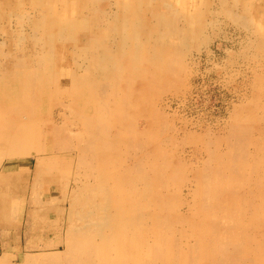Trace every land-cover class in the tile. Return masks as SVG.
<instances>
[{
    "label": "rangeland",
    "instance_id": "1",
    "mask_svg": "<svg viewBox=\"0 0 264 264\" xmlns=\"http://www.w3.org/2000/svg\"><path fill=\"white\" fill-rule=\"evenodd\" d=\"M81 91L101 110L102 116L90 122L98 125L97 136L82 132L88 117H75L74 108L82 109L77 108ZM112 107L116 111L109 112ZM1 134L8 142L0 143V259L9 261L0 264H72L69 240L81 232L74 228L94 227L88 216L101 214L88 208L92 200L86 197L90 142L102 153V161L93 163L95 175L107 181L110 205L125 203L129 176L136 183L131 192L151 205L141 213V227L154 239L152 251L179 240L190 249L198 234L203 247L210 245L213 228L220 231L218 201L224 196L223 209L232 212L233 223L230 230L225 227L229 235L223 247L214 243L217 250L209 255H215L212 264H237L243 245L264 232V0H0ZM15 137L19 140L9 144ZM9 148L24 156L6 157ZM108 158L110 168L100 170ZM146 180H151L149 195ZM25 209L34 211L29 220ZM212 212L219 215L213 218ZM180 217L211 231L182 227ZM181 231L188 236L180 238ZM81 237L84 246L75 249L80 255L73 259L91 251V236ZM64 254L62 262L42 261Z\"/></svg>",
    "mask_w": 264,
    "mask_h": 264
},
{
    "label": "bare ground",
    "instance_id": "2",
    "mask_svg": "<svg viewBox=\"0 0 264 264\" xmlns=\"http://www.w3.org/2000/svg\"><path fill=\"white\" fill-rule=\"evenodd\" d=\"M133 12V11H132ZM136 15V14H135ZM57 18V17H56ZM59 19V18H58ZM161 20L163 21V19L161 18ZM59 21V20H58ZM126 21V20H125ZM165 21V20H164ZM61 22V21H60ZM121 22V21H120ZM167 22V21H166ZM86 23V22H85ZM84 22H82V24H84V25H86ZM170 23V22H169ZM81 24V25H82ZM121 24V23H120ZM157 24V23H156ZM165 24V23H164ZM167 24V23H166ZM81 25H79V26H81ZM139 25V24H138ZM147 25V24H146ZM79 26H78V28L77 29H79ZM116 26H119V25H116ZM121 26H122V24H121ZM164 26V28H166V26L165 25H163ZM86 27V26H85ZM150 27V26H149ZM152 27V26H151ZM82 28V27H81ZM84 28V27H83ZM140 28V27H139ZM139 28L137 27V30H139ZM147 28V27H146ZM155 28V27H154ZM134 29H135V27H134ZM141 29V28H140ZM151 29V28H150ZM83 30V29H82ZM142 30V29H141ZM144 30V29H143ZM146 30V29H145ZM121 31H123V30H121ZM128 31V30H127ZM140 31V30H139ZM62 32V31H61ZM116 32H117V30H116ZM129 32V31H128ZM135 32V31H134ZM137 32V31H136ZM149 32V31H148ZM85 33V32H84ZM143 33V32H142ZM77 34V33H76ZM80 34H82V32L80 33ZM120 34V33H119ZM128 34H130V33H128ZM127 34V35H128ZM135 33H133V35H134ZM137 34V33H136ZM85 35V34H84ZM122 35V34H121ZM126 35V36H127ZM138 35V34H137ZM164 35H166V33L164 34ZM81 36V35H80ZM80 36H79V38H80ZM88 36V35H87ZM82 37V36H81ZM84 37V36H83ZM91 37V36H90ZM90 37H89V39H90ZM144 37V36H143ZM172 37V36H171ZM78 38V42H76V44L77 43H79V41H80V39ZM88 38V37H87ZM137 38H138V36H137ZM166 37H164L163 39H165ZM88 39V40H89ZM171 39V38H170ZM53 40V39H52ZM132 40V39H131ZM82 41V40H81ZM94 41V40H93ZM120 41V40H119ZM128 41V40H127ZM166 43H167V41H166ZM74 44V43H73ZM135 44V43H134ZM168 44H170V43H168ZM79 45V44H78ZM77 45V46H78ZM80 45H81V42H80ZM120 45V44H119ZM121 46V45H120ZM131 46V45H130ZM133 46V45H132ZM53 47V46H52ZM79 47V46H78ZM77 47V48H78ZM125 47H126V45H125ZM137 47H138V45H137ZM80 48V47H79ZM82 48V47H81ZM62 49V48H61ZM122 49V52H123V48H121ZM120 49V50H121ZM119 50V51H120ZM47 51V50H46ZM65 51V50H64ZM77 51V50H76ZM135 51V50H134ZM154 51H156V49L154 50ZM138 52V51H137ZM51 53V52H50ZM49 53V54H50ZM63 53V52H62ZM85 53V52H84ZM89 53V52H88ZM120 53V52H119ZM126 53V52H125ZM157 53V52H156ZM57 54V53H56ZM83 54V53H82ZM134 54V53H133ZM132 54V55H133ZM158 55H160V53H157ZM168 54V53H167ZM55 55V54H54ZM119 55V54H118ZM140 55V54H139ZM138 55V56H139ZM143 55V54H142ZM151 55H152V53H151ZM157 55V56H158ZM146 55H144V57H145ZM148 56V55H147ZM168 56V55H167ZM171 56V55H170ZM51 57H53L52 56V53H51ZM98 57V56H97ZM119 57V59H120V57L121 56H118ZM117 57V58H118ZM164 57H166V55L164 56ZM172 57V56H171ZM55 58V57H54ZM133 58V57H132ZM140 59V58H139ZM144 59V58H143ZM146 59V58H145ZM155 59V58H154ZM160 59V58H159ZM171 59V58H170ZM79 60V59H78ZM161 60V59H160ZM175 60H177V59H175ZM69 61V60H68ZM108 60H106V62H107ZM134 61V60H133ZM154 61V60H153ZM156 61V60H155ZM158 61V60H157ZM181 61V60H180ZM179 61V62H180ZM98 62H99V60L96 62L97 64H98ZM105 62V61H104ZM104 62H102L101 64H103ZM148 62V61H147ZM150 62V61H149ZM148 62V63H149ZM161 62H163V60L161 61ZM58 63H59V61H58ZM58 63H57V66H58ZM66 63V62H65ZM71 63V62H70ZM174 63V62H173ZM177 63V62H176ZM56 64V63H55ZM62 64L63 65H65L64 64V61L62 62ZM72 64V63H71ZM96 64V65H97ZM142 64V63H141ZM164 64H166V63H164ZM169 64H171V63H169ZM110 65V64H109ZM138 65H140V63L138 64ZM148 65H150L151 67H152V65L151 64H148ZM163 65V64H162ZM173 64H171V66H172ZM175 65V64H174ZM180 65V64H179ZM183 65V64H182ZM71 66H73V65H71ZM129 66V65H128ZM133 66V65H132ZM143 67H144V64L142 65ZM168 67L170 66V65H167ZM88 68V67H87ZM133 68V67H132ZM131 68V69H132ZM140 68H142V67H140ZM174 68V67H173ZM91 69V68H90ZM135 69V68H134ZM133 69V70H134ZM137 69V68H136ZM144 69V68H143ZM177 69V68H176ZM72 70V69H71ZM102 70H103V68H102ZM117 70V69H116ZM138 70V69H137ZM152 70V69H151ZM150 70V71H151ZM42 71V70H41ZM127 71V70H126ZM136 71V70H135ZM169 71H171L170 70V68H169ZM62 72V71H61ZM66 72V71H65ZM87 72V71H86ZM137 72V71H136ZM139 72H140V70H139ZM138 72V73H139ZM165 72H167V70L165 71ZM94 73V72H93ZM100 73H102V72H100ZM126 73H128V72H126ZM135 73V72H134ZM133 73V71H132V74H134ZM140 74V73H139ZM145 74H146V71H145ZM83 75V74H82ZM147 75V74H146ZM151 74H148L147 76H150ZM41 76V75H40ZM62 76V75H61ZM101 76V75H100ZM109 76H110V74H109ZM142 76V75H141ZM140 76V77H141ZM153 76V75H152ZM151 76V77H152ZM55 77V76H54ZM108 77V76H107ZM176 77V76H175ZM2 78V77H1ZM73 78V77H72ZM80 78V77H79ZM110 78V77H109ZM142 78V77H141ZM145 78V77H144ZM169 78V77H168ZM168 78H166V79H168ZM112 79V78H111ZM161 79V78H160ZM171 79V78H170ZM92 80V79H91ZM146 80V79H145ZM155 80V79H154ZM169 80V79H168ZM145 82H147V81H145ZM15 83V82H14ZM13 83V84H14ZM50 83V82H49ZM133 83V82H132ZM141 83H144V82H141ZM161 83V82H160ZM74 84V83H73ZM147 84H148V82H147ZM11 85V84H10ZM29 85V84H28ZM81 85V83L78 85V89H79V87H81L80 86ZM146 85V84H145ZM149 85H151V84H149ZM148 85V86H149ZM12 86V85H11ZM84 86L86 87V85L84 84ZM83 86V87H84ZM157 86V85H156ZM169 86V85H168ZM16 88H17V86H15ZM82 87V88H83ZM165 87V86H164ZM27 88H29V87H27ZM147 88V87H146ZM153 88H154V85H153ZM149 89H150V87H149ZM160 89V88H159ZM154 90V89H153ZM86 91H87V89H86ZM91 91V90H90ZM158 91V90H157ZM93 91H91L90 93H92ZM99 92H100V90H99ZM98 92V93H99ZM78 93H79V91H78ZM77 93V94H78ZM89 93V94H90ZM74 94V93H73ZM23 95V93H21L20 95H18L17 97H19V96H22ZM86 95V94H85ZM96 95V94H95ZM130 95V94H129ZM132 95H135L134 93L132 94ZM158 95V94H157ZM157 95H155V96H157ZM145 96V95H144ZM154 96V97H155ZM78 97H80V95H77V98ZM84 96V94L82 93V91H81V98H80V101H79V106L77 107V108H79V107H81L82 109H76V108H74V110L77 112V113H79V115L78 116H75V117H77L79 120H83V121H85L86 119H87V117H88V119H87V121L90 123V122H92V120H93V118L94 119H99L100 118V116L99 115H101L102 116V114L100 113L101 112V110L98 108L99 106L97 105V104H93V103H95V101H94V99L92 100L91 98H89L88 96L87 97H85ZM136 97H138V96H136ZM135 97V98H136ZM139 97H140V95H139ZM147 97H148V95H147ZM76 98V99H77ZM130 98V97H129ZM75 99V100H76ZM145 99V98H144ZM11 100H13V99H11ZM135 100V99H134ZM10 101V100H9ZM45 101V100H44ZM155 101V100H154ZM153 101V102H154ZM13 102V101H12ZM50 103H52V102H50ZM44 104V103H43ZM77 104V103H76ZM156 104V103H155ZM114 105V104H113ZM118 106V105H117ZM143 106V105H142ZM152 106V105H151ZM70 107H71V105H70ZM141 107V106H140ZM114 107H112L110 110H109V112L110 111H112V110H114V111H116L115 110V108L113 109ZM142 108V107H141ZM102 109H103V107H102ZM146 109V108H145ZM46 110V109H45ZM52 110V109H51ZM62 110V109H61ZM67 110V109H66ZM100 110V112L98 113L97 111H99ZM104 110V109H103ZM42 111V110H41ZM41 111H40V113H41ZM55 111V110H54ZM107 111H108V109H107ZM131 111V110H130ZM143 111H145L144 110V108H143ZM134 112V111H133ZM148 112V111H147ZM65 113V112H64ZM43 114V113H42ZM45 114V113H44ZM99 114V115H98ZM127 114H128V110H127ZM145 114H147V113H145ZM41 115V114H40ZM46 115V114H45ZM44 115V116H45ZM151 115V114H150ZM149 115V116H150ZM24 116V115H23ZM43 116V115H42ZM54 116V115H53ZM133 116V115H132ZM56 117V116H55ZM113 117V116H112ZM112 117L110 118V120L112 119ZM148 117V116H147ZM128 118V117H127ZM131 118H133V117H131ZM23 119H24V117H23ZM115 119V118H114ZM58 121H59V118H58ZM103 121V120H102ZM104 121H106V120H104ZM115 121V120H114ZM149 122V121H148ZM85 123V122H84ZM109 124H111V123H109ZM75 125V124H74ZM112 125V124H111ZM87 126L88 127H90V128H92L91 130L88 128L87 129ZM106 126V125H105ZM151 126V125H150ZM152 126H153V124H152ZM151 126V127H152ZM73 127V126H72ZM83 128H82V132H84V133H86V131L87 130H89L88 131V134H92V131H93V136H97V129H98V125H94V124H85V125H83L82 126ZM74 129V128H73ZM111 129V128H110ZM115 129V128H114ZM130 129V128H129ZM112 131H113V129H112ZM239 131V130H238ZM124 131L122 130V131H120L119 133H123ZM118 133V132H117ZM150 133V132H149ZM129 135V134H128ZM111 136H112V134H111ZM120 136V135H119ZM130 136V135H129ZM152 136V135H151ZM8 136H2V134L0 135V143L1 142H8V138H7ZM47 137H49V136H47ZM46 137H44V139H45ZM249 138V137H248ZM264 138V137H263ZM116 139V137H113V140H115ZM125 139V138H124ZM150 139V138H149ZM260 139H261V137H260ZM19 140V138H17V137H15V138H13L11 141H10V143L9 144H13L15 141H18ZM117 140H119V139H117ZM50 141V140H49ZM48 142V141H47ZM125 142V141H124ZM145 142H147V141H145ZM148 143H150L149 141H148ZM247 143V142H246ZM254 143V142H253ZM264 144V143H263ZM45 146V145H44ZM97 146H98V144L95 142V143H89L88 144V149H87V151H89L90 153H91V155L90 156H92V158H90V160L92 161V162H90L89 163V166H88V170L90 171L89 172V174H88V176L90 177V182H89V184H90V189H88V193H87V198L88 199H91L92 200V202H90L89 203V206H88V208L90 209L92 206L93 207H96V208H98L99 209V212H98V214H100L99 215V217H94V214H90L89 216H88V221H89V224L91 225V226H94V227H87V228H83V227H78V228H74V230L76 231V232H78V230L79 231H81V232H78L79 234L77 235V238L78 239H74V240H69L70 241V243H69V245L68 246H70V247H72V251H70V254L72 255V264H203L204 262H206V264H207V262H209L208 264H210L211 263V261H214L213 260V258H214V256L215 255H213V256H210L209 254L212 252V253H214L213 251H216L217 250V248H216V245H214V243H216V242H218V246L221 244V246H222V244L225 242L224 240L226 239L225 238V234H226V228L225 227H228V230H230V227H231V225H232V223H233V217H234V215L232 214V212L231 211H228V210H225V209H223L224 208V206H226V200H225V198H224V196H222L221 197V199H219L220 201H218L219 202V206L221 207V208H219V212H220V215H219V219H220V227H219V233H217L216 232V229L217 228H213V233H211V235H210V240H209V243H210V245H208V246H205V247H203V241H204V238H202L201 239V235L200 234H198L197 236H195V239H196V243L195 244H193V245H191V247L192 248H190L189 249V245H187V243H185V241L186 240H179V241H177L176 243H172L171 241H170V243L169 244H157V245H155L154 247H155V249L152 251V249H150V241H151V235H150V233H149V229L148 228H144V227H141V225H142V221H141V219H142V212L145 210V208L146 207H151V205L146 201V200H144V199H142V196L140 197V195H138V194H133L131 191L132 190H134V188H135V186H136V183H135V179H134V177L132 176H129V178L127 179L128 180V184L126 185V186H128V190H127V195L124 197L123 196V198L122 199H125V203H118V202H112L111 203V205H110V202H111V200H109V196L106 194V192H107V181H105L106 179H104V178H100V177H97V175H95V165H94V161H99V160H101L102 161V159L100 158L101 157V154L102 153H100V154H98V152L97 151H100V150H98L97 149ZM264 146V145H263ZM48 147V146H47ZM119 147V146H118ZM246 147V146H245ZM256 148V147H255ZM10 149V148H9ZM105 149V148H104ZM119 149V148H118ZM244 149V148H243ZM257 149V148H256ZM0 150H3V148H0ZM49 150V149H48ZM47 150V151H48ZM245 150H246V148H245ZM253 150V149H252ZM14 151V149H10L9 150V153H7L6 154V157H9V158H15V157H19V156H24V153H22V152H18V151H16V152H13ZM76 151V150H75ZM249 151V150H248ZM255 152V151H254ZM257 152V151H256ZM69 153V152H68ZM104 153H106V152H104ZM115 153V152H114ZM238 153V152H237ZM252 153V152H251ZM45 154V153H44ZM108 154V153H107ZM111 154V153H110ZM112 154H113V152H112ZM152 154V153H151ZM227 154V153H226ZM244 154V153H243ZM254 154V153H253ZM256 154V153H255ZM33 155H35V154H33ZM71 155V154H70ZM106 155V154H105ZM114 155V154H113ZM246 155V154H245ZM153 156H154V154H153ZM107 157H108V155H107ZM223 157V156H222ZM221 157V158H222ZM245 157V156H244ZM114 158V157H113ZM112 158V159H113ZM120 158V157H119ZM124 158V157H123ZM156 158V157H155ZM135 159V158H134ZM223 159V158H222ZM6 161L8 160V159H5ZM117 160V159H116ZM224 160V159H223ZM236 160V159H235ZM249 160V159H248ZM247 160V161H248ZM256 160V159H255ZM15 161V160H14ZM101 161H99V162H101ZM111 162V158H108V159H106L105 160V162L104 163H102V166H100V170H103V171H105L106 170V168H110L109 166H110V164H109V162ZM133 161V160H132ZM156 161V160H155ZM219 161V160H218ZM246 161V162H247ZM4 162V161H3ZM113 162H114V160H113ZM249 162V161H248ZM167 163V162H166ZM117 164V163H116ZM215 164V163H214ZM142 165V164H141ZM213 165V164H212ZM219 165H220V163H219ZM223 165V164H222ZM4 166V165H3ZM6 166V165H5ZM113 166H114V164H113ZM167 166V165H166ZM172 166V165H171ZM232 167V166H231ZM2 168H4V167H2ZM169 168H171L170 166H169ZM211 168V167H210ZM213 168V167H212ZM216 169H217V167H215ZM221 168V167H220ZM247 168V167H246ZM259 169H260V167H258ZM258 168L256 169L257 171H258ZM4 169H6V168H4ZM9 169V168H8ZM7 169V170H8ZM12 169V168H11ZM115 169V168H114ZM116 169H118V168H116ZM151 169V168H150ZM179 169V168H178ZM27 170V169H26ZM110 170V169H109ZM145 170V169H144ZM143 170V171H144ZM166 170V169H165ZM167 170H169V169H167ZM5 171V170H4ZM22 171V170H21ZM132 171H135V170H132ZM148 171V170H147ZM172 171V170H171ZM175 171V170H174ZM178 171V170H177ZM211 171V170H210ZM228 171V170H227ZM249 171V170H248ZM253 171V170H252ZM22 172H24V171H22ZM26 172V171H25ZM106 172H108V171H106ZM117 171H115L114 170V173H113V171H112V174L114 175V178H116L117 179V173H116ZM219 172V171H218ZM229 172V171H228ZM254 172V171H253ZM3 173V172H2ZM103 173V172H102ZM180 173V172H179ZM185 173H187L186 171H185ZM196 173V172H195ZM213 173V172H212ZM235 173H236V171H235ZM1 174V173H0ZM8 174H10V173H8ZM8 174H4V176L5 175H7L8 176V178H9V175ZM25 174V173H24ZM133 174V173H132ZM174 174V173H173ZM176 174V173H175ZM3 175V174H2ZM27 174H25V176H26ZM165 175V174H164ZM194 175V174H193ZM246 175V174H245ZM253 175V174H252ZM11 176H13V175H11ZM11 176H10V178H11ZM24 176V177H25ZM98 176H99V174H98ZM102 176V175H101ZM110 176V175H109ZM127 176V175H126ZM215 176V175H214ZM136 177V176H135ZM138 177V176H137ZM213 177V176H212ZM224 177L225 176H223L222 175V173L220 174V176H219V178H221V179H224ZM3 178V177H2ZM2 178H0V180L2 179ZM16 178V177H15ZM26 178V177H25ZM27 178H28V176H27ZM107 178V177H106ZM109 178V177H108ZM113 178V179H114ZM164 178H165V176H164ZM192 178V177H191ZM12 179H13V177H12ZM97 179H99L100 180V184H99V182L98 181H96ZM152 179V178H151ZM180 179V178H179ZM207 179H209V178H207ZM254 179V178H253ZM4 180H6V179H4ZM24 180V179H23ZM27 180V179H26ZM118 180H119V178H118ZM141 180V179H140ZM168 180V179H167ZM205 180V179H204ZM2 181V180H1ZM7 181H9L8 179H7ZM120 181V180H119ZM123 181V180H122ZM151 181V180H150ZM150 181H149V183H148V180H146V183H145V185H147V190H146V193H145V195H149V194H151L150 193V188H149V185L151 184L150 183ZM180 181V180H179ZM209 181H211V180H209ZM248 181V180H247ZM5 182V181H4ZM36 182V181H35ZM115 182V181H114ZM152 182L154 183L155 181L154 180H152ZM162 183H166V181L165 180H162L161 181ZM169 182V181H168ZM193 182V181H192ZM202 182H203V180H202ZM225 182L226 181H223L222 182V186L225 184ZM243 182V181H242ZM180 183H181V181H180ZM204 183V182H203ZM256 183V182H255ZM264 183V182H263ZM16 184H17V182H16ZM22 184V183H21ZM26 184H27V181H26ZM46 184V183H45ZM138 184V183H137ZM193 184V183H192ZM212 184H213V180H212V183H211V187H210V189L212 188ZM36 185V184H35ZM190 185V184H189ZM244 185V184H243ZM259 185H262V184H259ZM25 187L26 185H22V187ZM138 186V185H137ZM151 186V185H150ZM153 186V185H152ZM199 187V186H198ZM205 187H207V186H205ZM113 188V187H112ZM121 188V187H120ZM122 188H123V185H122ZM165 188V187H164ZM167 188V187H166ZM180 188V187H179ZM218 188V187H217ZM257 188V187H256ZM22 189V188H21ZM24 189H26V187L24 188ZM68 189V188H67ZM152 189V188H151ZM207 189V188H206ZM209 189V190H210ZM219 189V188H218ZM18 190H19V188H18ZM205 190V189H204ZM221 190V189H220ZM242 190H244V189H241V191ZM246 190V189H245ZM261 190H263V189H261ZM260 190V191H261ZM168 191V190H167ZM191 191V190H190ZM216 191V190H215ZM11 192V191H10ZM22 192V191H21ZM113 192V191H112ZM222 192V191H221ZM198 193V192H197ZM200 193V192H199ZM218 193V192H217ZM243 193V192H242ZM51 194V193H50ZM100 194V197H97L96 195H99ZM115 194V193H114ZM211 194V193H210ZM246 194V193H245ZM41 195V194H40ZM110 195H112V196H114L113 194H111L110 193ZM121 195V194H120ZM170 195V194H169ZM65 196V195H64ZM71 196V195H70ZM168 196V195H167ZM253 196H254V194H253ZM43 197V196H42ZM98 198V200L99 201H96V202H94L93 200L95 199V198ZM247 197H249V196H247ZM256 197H258V196H256ZM100 198V199H99ZM220 198V197H219ZM115 199V198H114ZM147 199H150V198H147ZM223 199V200H222ZM258 199V198H257ZM263 199V198H262ZM78 201V200H77ZM85 201H86V199H85ZM203 201V200H202ZM225 201V202H224ZM241 201V200H240ZM244 201V200H243ZM257 201V200H256ZM255 201V202H256ZM259 201V200H258ZM30 202V201H29ZM209 201H206V205H207V203H208ZM213 202V201H212ZM216 202V201H215ZM3 203V202H2ZM33 203V202H32ZM92 203V204H91ZM197 203V202H196ZM201 203V202H200ZM214 203V202H213ZM26 204V203H25ZM24 204V205H25ZM34 204V203H33ZM87 204V203H86ZM85 203H84V208H86V205ZM185 204V203H184ZM209 204V203H208ZM242 204V203H241ZM252 204V203H251ZM258 204V203H257ZM204 205V204H203ZM211 205V204H210ZM213 205V204H212ZM214 205H216V204H214ZM245 205V204H244ZM255 205V204H254ZM5 205H2V210L3 211H5L4 209H3V207H4ZM30 206V205H29ZM208 206V205H207ZM246 206V205H245ZM244 206V207H245ZM256 206V205H255ZM78 208H79V210H85L84 208L82 209V207H81V205H78L77 206ZM161 207H163V209H165V211L167 210V207H166V205L164 204V206H163V204L161 205V204H159V209L161 208ZM195 207V206H194ZM200 208V207H199ZM205 208V207H204ZM254 208H256V207H254ZM104 209H105V211H104ZM108 209H111L112 210V215H113V217H111L110 218V215H109V211H108ZM207 209H208V207H207ZM212 209V208H211ZM217 209V208H216ZM215 209V210H216ZM25 210H27V213H25V215H27V218L26 219H30V216L31 217H33V215H34V211H31L30 209H25ZM242 210V209H241ZM252 210V209H251ZM43 211V210H42ZM42 211H41V213H42ZM199 211V210H198ZM211 211V210H210ZM44 212V211H43ZM255 212V211H254ZM257 212H259V211H257ZM36 213V212H35ZM121 213V214H120ZM213 213V212H212ZM246 213V212H245ZM103 214L104 215H106L107 217H105L104 219H102V216H103ZM125 214H126V216H125ZM154 214V219L157 217V215H156V213H153ZM205 214V213H204ZM216 214V213H215ZM214 213L212 214V217L213 218H215L216 217V215H215ZM225 214L227 215V217H228V220H226V218H225ZM255 214V213H254ZM120 215V217L118 218V216ZM208 215V214H207ZM246 215V214H245ZM248 215V214H247ZM242 216V215H241ZM169 217V216H168ZM212 217H211V219H212ZM248 217V216H247ZM259 217V216H258ZM24 218V217H23ZM169 218H171V217H169ZM207 218H208V216H207ZM210 219V218H209ZM218 219V218H217ZM216 219V220H217ZM27 220V221H28ZM39 220V219H38ZM213 220V219H212ZM226 220V221H225ZM258 220H260V219H258ZM203 221V220H202ZM206 221V220H205ZM242 221V220H241ZM247 221V220H246ZM264 221V220H263ZM201 222V221H200ZM223 222V223H222ZM225 222H228V226L226 225V223ZM179 223L182 225V227H204V230L205 231H208V230H210L211 231V229H210V227L208 226V225H202V226H200L198 223H196V222H194L191 218H183V217H180L179 218ZM207 223V222H206ZM256 223V222H255ZM96 224V225H95ZM167 226L168 227H171L172 226V224H170V223H167ZM224 226V227H223ZM252 226V225H251ZM256 226V225H255ZM263 227H264V224H263ZM33 228V227H32ZM249 228V227H248ZM194 229V228H193ZM253 229H255L254 227H253ZM252 229V230H253ZM257 230V229H256ZM7 231V230H6ZM31 231H33V230H31ZM201 231V230H200ZM198 232V231H197ZM247 232V231H246ZM228 233H230V231H228ZM261 233V232H260ZM241 234V233H240ZM83 235H85V236H91V238L89 239V241H90V247L91 248H88V250L89 249H91V251H90V253H88V254H86L85 255V257H83L82 259H73L74 258V256H75V254H76V257H78L79 255H80V253L78 254V253H75V249L76 248H79V247H83L84 246V244H83V239H82V237L81 236H83ZM227 236L229 235V234H226ZM243 235H244V233H243ZM188 236V234L186 233V232H182L181 231V233H180V238H183V237H187ZM203 236V235H202ZM242 236V235H241ZM257 236V235H256ZM209 238V237H208ZM252 238V237H251ZM206 239V238H205ZM253 240H254V238H252ZM259 240H257L256 242H254V243H252L251 245L249 244L248 246L246 245V244H244L243 246H245V248L243 249V251H239V255L242 257V261H241V258H240V262H238L237 264H259L260 263V261H264V232H263V236L262 237H260V238H258ZM252 240V241H253ZM41 241V240H40ZM250 241V240H249ZM45 241H43V243H44ZM154 242V239H152V241H151V243H153ZM229 242V241H228ZM244 242V241H243ZM48 243H50V241L48 242ZM48 243H46V247L48 246V247H50V245L48 244ZM161 243V242H160ZM54 244V243H53ZM56 244V243H55ZM204 244L206 245L207 243L206 242H204ZM229 244H230V242H229ZM224 245V244H223ZM148 246H149V249H148ZM215 246V247H214ZM226 246H228L227 244H226ZM225 246V247H226ZM230 246V245H229ZM232 246V245H231ZM230 246V247H231ZM236 246V245H235ZM237 246H239L238 244H237ZM223 247V246H222ZM234 248V247H233ZM242 249V248H241ZM222 250V249H221ZM226 250V249H225ZM224 251V250H223ZM225 252V251H224ZM204 253H206L207 255H205ZM218 253V252H217ZM232 253V252H231ZM244 254H246L247 256L246 257H244ZM222 255H223V253H222ZM68 257V255L67 254H64V256L63 257H49V258H45V259H43L42 261L44 262V261H48V262H62V261H64L65 260V258H67ZM262 258V259H261ZM9 261V258L7 257V256H5V257H3L2 259H0V263L2 262V263H7ZM36 261V260H35ZM27 262V261H26ZM30 262H34V261H30ZM224 262L225 261H220V263L219 264H224ZM230 262H231V260H229L228 261V263L227 264H230ZM262 262H261V264H262ZM205 264V263H204ZM212 264V263H211Z\"/></svg>",
    "mask_w": 264,
    "mask_h": 264
}]
</instances>
